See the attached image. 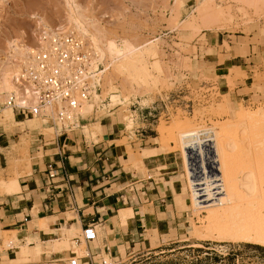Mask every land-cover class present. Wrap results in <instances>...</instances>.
<instances>
[{"label":"rangeland","instance_id":"obj_1","mask_svg":"<svg viewBox=\"0 0 264 264\" xmlns=\"http://www.w3.org/2000/svg\"><path fill=\"white\" fill-rule=\"evenodd\" d=\"M208 1L0 0V69L10 60L20 64L25 52L39 46V32L46 29L45 23L47 29L78 33L71 23V7L78 8L118 44L126 41L131 46L143 39L160 38L147 55V66L135 69V75L114 66L103 72L100 89L93 88L87 101L94 108L82 113L84 120L75 132L97 141L101 134L96 122L112 110L127 132L117 142L127 143L141 125L139 117L150 110L146 123L152 129H146L156 137L151 142L158 151L137 147L140 165L134 168H143L142 158L148 151L161 154L163 171L175 170L166 184L176 192L177 210L185 223L178 230L151 231L149 242L141 248L135 245L125 252L122 246L120 258L103 253L107 264H264V244L258 241L259 237L264 240V125L260 126L264 123L256 127L249 122L241 124L228 112L234 108L247 113L264 109V70L255 69L251 84L235 92L237 83L248 75L244 68L219 69L208 60L217 53L221 63L232 53L222 54V46H210L218 31L262 30L264 0L204 3ZM79 34L93 44L85 33ZM4 98L0 94V146L4 149L0 153V194L19 190L18 177L34 165L35 146L42 140L45 144L53 141L59 129L40 117L5 116L10 107L3 104ZM175 121H180L182 128H175ZM203 127L220 133L198 137L195 131ZM141 174L146 176V170ZM38 224L39 231L49 228ZM97 231L98 243L76 241L73 236L80 237L78 229L69 231L61 241L39 242V246L61 250L68 261L72 255H84L87 250L83 246L94 250L95 245H101L99 227ZM259 232H263L262 238ZM164 233L165 241H159ZM11 235H0V249L11 245L15 236Z\"/></svg>","mask_w":264,"mask_h":264},{"label":"crops","instance_id":"obj_2","mask_svg":"<svg viewBox=\"0 0 264 264\" xmlns=\"http://www.w3.org/2000/svg\"><path fill=\"white\" fill-rule=\"evenodd\" d=\"M259 26L261 31L257 27L247 32L218 31L210 43L215 49L222 46V54L232 52L221 63L217 53L208 57L219 69L242 67L248 74L234 87L235 92L251 84L255 69L264 70V18ZM150 113L148 110L139 117L141 125L132 131L135 138L127 143L117 142L127 132L111 110L96 122L101 137L95 142L74 130L55 136L48 144L42 140L35 146L34 165L18 177L19 190L0 194V235L15 232L11 246L0 249V264H68L61 250H50L39 246V242L44 245L49 240L61 241L69 231H81L88 223L99 227L102 233L101 245H95L94 250L82 247L93 259L103 253L120 258L122 246L125 252L135 245L141 248L149 242L147 236L151 231L181 229L180 224L185 221L180 220L183 215L177 210L176 192L166 184L175 170L163 171L166 168H162L161 154L143 157V168H134L140 165L137 153L141 152H135L137 147L142 151H158L151 142L156 137L146 129H152L146 123ZM144 169L146 176L141 174ZM127 208L132 209L133 215L126 226L114 221L120 210ZM40 220L49 225L47 231L38 230Z\"/></svg>","mask_w":264,"mask_h":264},{"label":"built area","instance_id":"obj_3","mask_svg":"<svg viewBox=\"0 0 264 264\" xmlns=\"http://www.w3.org/2000/svg\"><path fill=\"white\" fill-rule=\"evenodd\" d=\"M39 35L42 42L31 54L32 60L15 75L19 93L14 90L7 93L3 104L10 106L15 116L40 117L59 127L56 137L67 135L84 120L81 105L91 99L94 87L100 89L98 81L104 64L85 35L52 29H41ZM97 236L96 225L88 223L75 240L81 238L87 243ZM165 239L162 235L159 241ZM99 257L95 260L86 251L84 255L70 256L68 264H107L103 256Z\"/></svg>","mask_w":264,"mask_h":264},{"label":"bare ground","instance_id":"obj_4","mask_svg":"<svg viewBox=\"0 0 264 264\" xmlns=\"http://www.w3.org/2000/svg\"><path fill=\"white\" fill-rule=\"evenodd\" d=\"M204 1H206V0H204ZM204 3H206L207 5L209 3V5H210V0L208 2H204ZM69 14H71V17H70L71 18V23L73 22V24L76 27V29L81 31V33L83 32L87 36H89V38L93 42L92 45L94 47H96V49L98 50V58H99V60L104 62L106 57L109 56L108 57L109 60L104 62L105 63L104 64L105 65V69L103 70V72L109 70V68L111 66H114L116 68L122 69L126 73L130 72L131 74H134L135 69L143 67V65L145 64L144 62H145V60L147 58V55H149L150 51H152V49L154 48V43L156 41H159V39H160V38H154V39H149L148 38V39H145V40L143 39V41L140 40L137 43H132L131 46H129V44L126 41H122L120 44H118L117 41L109 39L107 37V33L102 28H100L97 24H95L94 22L89 21L88 18H86V16L78 8L71 7V11L69 12ZM44 26L46 27V29L49 27V25L47 23H45ZM79 31H78V33H79ZM40 40H41L40 41V43H41L42 42L41 37H40ZM34 50L35 49H31L28 52V54H26V52H25L23 54V56H21L22 58L20 60H22V61L20 62V64H14L10 60L6 65H4L0 69V94L3 97L7 93H9L10 91H13V90L15 92L19 93V87L16 84V81L14 79L15 75L18 73L20 67L23 64H25V63H27V62L32 60L31 54L33 53ZM146 64H147V62H146ZM146 66L144 65V67H146ZM144 76H146V75H144ZM98 83H99V81H98ZM94 88H96V87H94ZM93 91L94 90L92 89V93H93ZM90 100H86V101H84L82 103V107L80 108L81 109V113H88V112H90L92 110V108H94L93 104H91L90 102H87V101H90ZM6 106H8V105H6ZM229 111H231V113L233 112V114H232L234 116L233 119L237 120V122H241V124H244V123L248 124V122H249V124L251 123V126L255 124V127H256V124L258 126L260 123H264V109H262V108L256 109L255 112H252V113L244 112L242 108H239V109H235L234 108V110L230 109V110H228V112ZM4 114H6V113H4ZM5 116H7V117H9L11 119L15 118V113L11 109V107L7 109V114ZM247 124H246V126H247ZM261 125H264V124H260V126ZM174 127L175 128H182L181 122L180 121H175L174 122ZM225 128H226V126H225ZM223 129H224V127L222 128V130ZM195 133H196V135L198 134V137H201V136H212L214 134H219L220 132H216L214 130V128H204L203 127V128H200L199 130L195 131ZM195 133L192 132V135L195 134ZM190 134L191 133H189L187 135L189 136ZM193 136H195V135H193ZM24 142H26V139H25ZM154 154H155V152H149L148 151L146 153V155H144V157L145 156H147V157L151 156L152 157V156H155ZM137 157L140 158L139 156H137ZM10 186H12V185H10ZM132 215H133V212H132L131 208L120 210L119 215L116 218H114V221H116V222H118L120 224H125V226H126L127 219L129 217H131ZM40 222L42 223L41 225L43 227H47L48 226L45 220H40ZM96 230H97V228H96ZM194 231H195V229H194ZM259 233H260L259 236H261V238H262V234L261 233H263V232H259ZM12 234L15 235V232H13ZM258 234H256V235H258ZM97 235H98V231H97ZM263 235H264V233H263ZM242 236H244V235H242ZM256 238H258V237L256 236ZM97 239H98V236H97ZM228 239H229V237H228ZM258 241H262V243L264 244V240L260 239V237H259Z\"/></svg>","mask_w":264,"mask_h":264}]
</instances>
